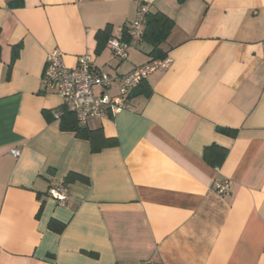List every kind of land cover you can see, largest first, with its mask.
<instances>
[{
  "label": "crops",
  "instance_id": "crops-1",
  "mask_svg": "<svg viewBox=\"0 0 264 264\" xmlns=\"http://www.w3.org/2000/svg\"><path fill=\"white\" fill-rule=\"evenodd\" d=\"M141 8L172 21L166 41L114 58ZM55 50L115 78L172 64L78 124L112 143L94 152L44 90ZM0 264H264V0H0Z\"/></svg>",
  "mask_w": 264,
  "mask_h": 264
},
{
  "label": "built area",
  "instance_id": "built-area-1",
  "mask_svg": "<svg viewBox=\"0 0 264 264\" xmlns=\"http://www.w3.org/2000/svg\"><path fill=\"white\" fill-rule=\"evenodd\" d=\"M148 11L141 8L138 18L122 33L109 38L107 46L114 58L125 60L129 50L144 40ZM125 37H128L127 41ZM93 55L87 54L78 60L75 68H70L64 61L63 53L55 50L48 54L42 78L44 90L63 97L69 112L77 117L78 123L85 126L88 119L96 117L106 119L126 109L131 89L141 84L154 72H164L171 67L170 58L155 59L136 67L132 72L119 78L112 77L104 69L94 66ZM113 84L119 88V96L109 97L104 94L95 95L96 88L109 89ZM15 157L19 153L14 151ZM217 191L225 195L230 191L228 181L216 183ZM49 196L60 206H65L70 196L65 183L57 184L49 189Z\"/></svg>",
  "mask_w": 264,
  "mask_h": 264
},
{
  "label": "trees",
  "instance_id": "trees-1",
  "mask_svg": "<svg viewBox=\"0 0 264 264\" xmlns=\"http://www.w3.org/2000/svg\"><path fill=\"white\" fill-rule=\"evenodd\" d=\"M147 24H146V31L144 35V39H148L152 42L156 47L159 46L160 43L166 41L165 39L168 37L173 23L170 19L166 16L156 13V14H148L147 17ZM128 41L129 38L125 37ZM162 59L165 57H161ZM76 117L73 113L69 112L66 109H63V114L61 116V128L64 131H73L79 136L80 138H84L90 141L92 145V149L94 152L101 150L102 148L111 145L110 141H106L102 139L97 131H90L87 128H82L78 125ZM227 134H234L231 133L229 130L221 131ZM207 156V151L205 153ZM224 157H222L221 161ZM221 161L215 162V165H220ZM71 178H77L76 176H71Z\"/></svg>",
  "mask_w": 264,
  "mask_h": 264
}]
</instances>
